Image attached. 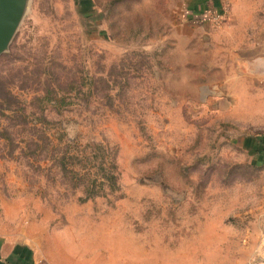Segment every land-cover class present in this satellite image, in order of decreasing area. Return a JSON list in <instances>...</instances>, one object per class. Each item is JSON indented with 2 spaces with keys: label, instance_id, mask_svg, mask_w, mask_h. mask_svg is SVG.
I'll use <instances>...</instances> for the list:
<instances>
[{
  "label": "rangeland",
  "instance_id": "obj_1",
  "mask_svg": "<svg viewBox=\"0 0 264 264\" xmlns=\"http://www.w3.org/2000/svg\"><path fill=\"white\" fill-rule=\"evenodd\" d=\"M262 41L264 0H28L0 54L17 98L0 105V251L20 264H252L264 74L249 63L264 52L247 46ZM102 158L117 183L93 187ZM86 186L98 193L83 199Z\"/></svg>",
  "mask_w": 264,
  "mask_h": 264
},
{
  "label": "crops",
  "instance_id": "obj_2",
  "mask_svg": "<svg viewBox=\"0 0 264 264\" xmlns=\"http://www.w3.org/2000/svg\"><path fill=\"white\" fill-rule=\"evenodd\" d=\"M219 10H215L214 13L218 12ZM263 43H252L250 42L247 46L248 49L259 52H264V41ZM261 48V49H260ZM252 67L249 68V72L254 75L264 74V56H258L252 60L249 65ZM233 77L238 79L237 75ZM254 144H253V154L256 156H264V134L257 133L254 136ZM29 256V255H28ZM23 256H19V254L15 251V253L5 255L2 251H0V264H20L19 262L23 261ZM22 264V263H21ZM252 264H264V251L257 256V259Z\"/></svg>",
  "mask_w": 264,
  "mask_h": 264
},
{
  "label": "water",
  "instance_id": "obj_3",
  "mask_svg": "<svg viewBox=\"0 0 264 264\" xmlns=\"http://www.w3.org/2000/svg\"><path fill=\"white\" fill-rule=\"evenodd\" d=\"M27 4L28 0H0V54L8 48Z\"/></svg>",
  "mask_w": 264,
  "mask_h": 264
},
{
  "label": "trees",
  "instance_id": "obj_4",
  "mask_svg": "<svg viewBox=\"0 0 264 264\" xmlns=\"http://www.w3.org/2000/svg\"><path fill=\"white\" fill-rule=\"evenodd\" d=\"M3 90H4L3 80L0 78V105H2V95H6V94L8 96L12 97L13 102L17 101L16 96L10 90H7L5 93L2 92ZM3 106H5L4 108H11V107H13V104L7 103ZM60 159L62 162L61 165H62L63 169H65V164L63 163L64 157L61 156ZM99 165H100L99 168L102 169V172H101V174H98L96 177L93 176V178H91L89 180L90 185H93V187L96 184L102 185V184H104L105 181L110 183V185L116 184L117 183L116 182V173L114 171V167L116 164L114 162V159L111 158L110 160H107V158L106 159L102 158V160L99 162ZM85 176H87V175H84V173L78 172L77 175H75V177L78 179V181L76 183L82 182V184L85 185V183H83V180L85 181L86 179H88ZM97 191L98 190H96L95 188H88V186H86V188H85L86 193H85V196L83 199L88 198V197L98 193Z\"/></svg>",
  "mask_w": 264,
  "mask_h": 264
},
{
  "label": "built area",
  "instance_id": "obj_5",
  "mask_svg": "<svg viewBox=\"0 0 264 264\" xmlns=\"http://www.w3.org/2000/svg\"><path fill=\"white\" fill-rule=\"evenodd\" d=\"M221 15H222V13L221 14L217 13V14L214 15L213 19L218 20Z\"/></svg>",
  "mask_w": 264,
  "mask_h": 264
}]
</instances>
